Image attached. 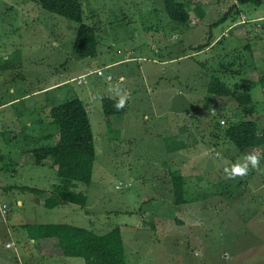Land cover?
<instances>
[{
	"label": "rangeland",
	"instance_id": "obj_1",
	"mask_svg": "<svg viewBox=\"0 0 264 264\" xmlns=\"http://www.w3.org/2000/svg\"><path fill=\"white\" fill-rule=\"evenodd\" d=\"M81 1L99 46L95 58L78 60L73 46L79 24L44 10L40 0H0V125L23 113L24 121L50 120L34 123L37 131L21 133L15 146L18 128L9 125L0 133V168L17 164L12 173L0 171V207L9 206L7 214L0 211V264L81 262L39 257L22 227L59 223L101 235L119 228L127 264H264V147L241 154L224 134L241 119L264 127V0H177L192 16L186 25L169 18L164 0ZM234 5L231 17L213 25ZM127 56L135 60L79 84V76ZM213 77L238 85L253 104L208 94ZM60 80L65 84L59 103L94 100L88 113L97 156L91 184L80 188L86 208L50 210L18 189L46 190L42 200L59 184L54 160L38 166L30 151L56 144L45 142L49 127L58 128L40 104V90ZM117 89L127 96V110L108 121L101 98L119 101ZM249 155L258 157L257 165L249 161L244 175L231 176V168ZM172 172L186 179L185 205L175 204Z\"/></svg>",
	"mask_w": 264,
	"mask_h": 264
},
{
	"label": "trees",
	"instance_id": "obj_2",
	"mask_svg": "<svg viewBox=\"0 0 264 264\" xmlns=\"http://www.w3.org/2000/svg\"><path fill=\"white\" fill-rule=\"evenodd\" d=\"M193 1L188 0V3ZM251 1L255 0H239L240 4ZM39 3L44 10L79 24L73 46V54L77 58L86 59L97 56L98 31L96 27L84 22L81 0H40ZM164 3L166 13L173 22L186 25L191 21L192 16L187 5L177 0H164ZM196 9L198 16L204 18V11L200 8ZM235 9L234 5L218 23L213 25H218L229 16L231 17ZM208 94L220 98H232L241 106L253 104L250 94L242 92L238 85L230 87L217 77L211 78L208 84ZM117 102L116 99L103 97L102 106L105 116L121 117L125 114L126 106L117 110L114 106ZM49 115L58 128V142L53 146L36 147L30 152L35 157L38 166L43 165V162L49 158L54 160L52 167L57 173L59 184L54 186L51 195L44 202H42L43 199L41 200L45 194L44 190L27 186L18 187V189L22 192L33 193L36 204L42 205L43 203V206L50 210L66 204L86 208L87 196L80 188L91 184L97 156L95 135L89 113L84 102L76 97L52 107ZM224 134L241 154L250 149L264 147V127L253 120L241 119L231 122L226 126ZM52 137L49 135L47 139ZM2 159L5 160L4 156H1ZM12 165L17 166L14 160L13 164L5 163L1 166L0 171L12 173V167H14ZM172 181L175 204L185 205L187 203L185 177L179 172H172ZM22 227L25 228L32 242L58 245L67 258L82 259L85 264H127L123 236L119 228L101 235L69 224H27Z\"/></svg>",
	"mask_w": 264,
	"mask_h": 264
},
{
	"label": "crops",
	"instance_id": "obj_3",
	"mask_svg": "<svg viewBox=\"0 0 264 264\" xmlns=\"http://www.w3.org/2000/svg\"><path fill=\"white\" fill-rule=\"evenodd\" d=\"M74 55V54H73ZM74 57L76 58V59H78V60H80V58H77L75 55H74ZM82 60V59H81ZM135 59L134 58H131V57H129V56H127V58H125V59H123V60H120V61H118V62H116V63H111V64H108V65H106V67L105 68H103V69H97V70H103V72H104V75L103 76H99L98 74H97V70H94V71H91L90 73H88V74H85V75H82V76H79V84H83V83H85V79L90 75V74H92V73H94V74H97L99 77H104L105 76V70L106 69H110V68H112L114 65H119V64H122V63H127V62H131V61H134ZM108 76H112L111 74H107V76H106V78H107V81H109V82H112V81H114V77L112 76V79L111 80H109L108 79ZM121 77H123V79H121ZM74 80V79H73ZM83 80H84V82H83ZM124 80H125V76H120L119 77V82H124ZM64 84H65V81L63 82V81H57V82H55V83H53V84H49V85H46L45 87H44V89H42V90H40V91H42L43 93H44V95H43V99L41 100V105H42V107L44 108V110H46L48 113L50 112V110L52 109V107H54V106H57V105H60V104H62V103H59V102H62L63 100H62V96H61V93H60V91L63 89L62 87H64ZM40 91H38V92H40ZM38 92H35V93H31V95H22L20 98H14V99H11L10 101H8V102H5V107L4 108H8V107H12L13 105H15L17 102H19V101H22V100H24V99H26L27 97H29V96H33V95H36ZM76 98V97H75ZM79 98V97H78ZM108 98H111V97H108ZM220 98V97H219ZM80 99V98H79ZM101 99H103V97L101 98ZM112 99H114V98H112ZM62 100V101H61ZM83 101V100H82ZM94 100L91 98V97H88L85 101H83L84 102V104H85V106H86V108H87V111L89 112V111H92V109H94L95 107H94V102H93ZM64 103V102H63ZM125 106H126V110H127V105L125 104ZM15 116V118H14V121L15 122H13V120L12 119H4L3 121H2V123H3V125H0L1 126V128H0V133L1 132H3V133H5L6 132V130L7 129H5L6 127H9V125H12L13 127H15V130L19 133L18 135H16L15 137H17L16 139H14V140H12V141H14L15 143H13V146H15V145H17V142L15 141V140H19V139H21V138H19L20 137V134L21 133H25L26 131H28V132H30V133H32V132H34V131H37L36 130V128L35 127H33V126H36V125H41L42 123H50V120H48L47 119V121H35L31 116H27L29 119H27V121H24V120H22L21 118H23L24 116H25V114L23 113V114H20V115H18V117H16V115H14ZM20 116H22V117H20ZM107 117V116H106ZM114 117H116V116H111V117H107V119L108 118H114ZM118 118H120V117H118ZM108 121H109V119H108ZM34 123H37L36 125L34 124ZM53 123V122H52ZM35 128V129H34ZM49 130L50 131H52V132H49V133H47L48 135H46V136H44V138H45V142H49V141H54L53 143L55 144V141L56 142H58V139H59V137H58V133H59V131L58 130H54L51 126L49 127ZM54 130V131H53ZM11 132V131H10ZM27 133V132H26ZM53 133V134H52ZM49 135H52L53 137L51 138V139H47V136H49ZM24 138V137H23ZM25 139V138H24ZM22 143V146H23V142H21ZM24 147V146H23ZM26 147V146H25ZM8 188H12V187H8ZM54 188V187H53ZM1 189V188H0ZM5 189V188H4ZM53 190V189H52ZM52 190H51V192H52ZM48 192V191H47ZM45 193H46V190H45ZM46 194H44V196H45ZM47 197H45L43 200H42V202H44V200L46 199ZM41 206H43V203H42V205ZM59 224H68V223H59ZM25 225H27V224H25ZM25 225H22V226H25ZM70 225V224H69ZM74 226H77V225H74ZM78 227H81V226H78ZM84 228V227H83ZM87 229V228H86ZM24 230H25V228H24ZM26 231V230H25ZM25 236H27L28 238H29V236H28V234H27V232H26V235ZM30 239V238H29ZM9 240V242H11V243H13L14 244V242L11 240V239H8ZM31 240V239H30ZM35 245H36V247L38 248V250H40V256L39 257H41V258H47V257H50V256H57V257H64L65 258V256H64V254L62 253V251H61V249H60V247L58 246V245H55V244H41V243H35V242H33ZM15 246V245H14ZM5 248V247H4ZM6 249V248H5ZM7 250H11V249H7ZM42 250V251H41ZM38 253V254H39ZM67 258V257H66ZM69 259H76V260H82V259H78V258H69ZM83 261L84 260H82L81 262H77L78 264H85V261H84V263H83Z\"/></svg>",
	"mask_w": 264,
	"mask_h": 264
},
{
	"label": "clouds",
	"instance_id": "obj_4",
	"mask_svg": "<svg viewBox=\"0 0 264 264\" xmlns=\"http://www.w3.org/2000/svg\"><path fill=\"white\" fill-rule=\"evenodd\" d=\"M123 79V77H121ZM117 94L120 95L119 89H117ZM127 99L126 95H120L119 101L114 105L117 110L122 109L125 105V101ZM251 162V165L255 167L258 163V157L256 155H249L246 157V162L243 165L236 164L234 165L231 170H230V175L231 176H236V175H244L248 171V163ZM226 171H229L226 169Z\"/></svg>",
	"mask_w": 264,
	"mask_h": 264
},
{
	"label": "built area",
	"instance_id": "obj_5",
	"mask_svg": "<svg viewBox=\"0 0 264 264\" xmlns=\"http://www.w3.org/2000/svg\"><path fill=\"white\" fill-rule=\"evenodd\" d=\"M96 72H97V74L99 76H103L104 75L103 70H97ZM108 79L111 80L112 79V76H108ZM127 186L128 185H126V187ZM8 210H9V206L7 204H1V207H0L1 213L6 214L8 212ZM7 247L9 248V247H11V245L10 244H7Z\"/></svg>",
	"mask_w": 264,
	"mask_h": 264
}]
</instances>
